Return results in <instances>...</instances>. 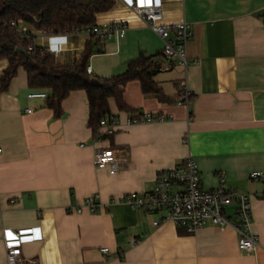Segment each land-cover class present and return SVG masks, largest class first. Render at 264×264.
<instances>
[{"label":"crops","instance_id":"obj_1","mask_svg":"<svg viewBox=\"0 0 264 264\" xmlns=\"http://www.w3.org/2000/svg\"><path fill=\"white\" fill-rule=\"evenodd\" d=\"M135 1H157L164 22L192 25L188 67L167 65L163 40L129 9L130 0H115L97 24L124 22L126 36L103 42L88 68L110 78L140 55L154 57L153 79L168 102L129 83L124 101L135 113L119 111L111 99V116L121 126L109 141L95 143L83 91L63 102L59 119L46 99H28L32 90L23 69L0 94V264H7L4 236L21 248V264H264V182L250 179L264 173V0ZM88 40L85 34L53 38L38 32L34 43L71 66ZM7 67L1 60L0 78ZM165 67L170 69L159 70ZM185 90L188 107L177 103ZM144 113L173 118L127 126L129 116ZM103 148L120 161L116 174L94 165ZM188 158L198 164L205 190L217 189L224 177L227 189L250 197L256 251L240 250L232 228L208 224L189 235L172 222L155 226L164 213L119 204L128 194L150 192L159 172ZM95 194L100 207L91 213L85 202ZM226 213L236 220L235 206Z\"/></svg>","mask_w":264,"mask_h":264},{"label":"built area","instance_id":"obj_2","mask_svg":"<svg viewBox=\"0 0 264 264\" xmlns=\"http://www.w3.org/2000/svg\"><path fill=\"white\" fill-rule=\"evenodd\" d=\"M128 7L153 33L163 40L162 55L167 65L177 63L186 69L189 65L187 48L193 39L192 25L186 21L175 24L164 22L163 8L157 1L138 3L135 0H130ZM11 26L22 37L35 38L38 34V31L24 24L11 23ZM127 29L128 26L124 22L96 24L83 33L76 34H85L89 38L93 37L103 43L111 39H124ZM42 34L53 38L59 37L49 36L44 32ZM34 48L35 46H32L29 50ZM53 52L57 53L58 51L53 50ZM169 69L170 67H165L159 70L164 72ZM88 73L91 74L89 68ZM190 97V93L185 90L177 101L178 105L188 107ZM28 99H47V93L45 91H32L28 95ZM27 113H32V110H27ZM167 118H173V116H153L151 113L134 114L127 118L126 123L127 126H132L164 121ZM120 126V120L114 116L102 118L100 127L97 133L94 134V142L109 141L117 133ZM94 165L98 169H108L111 174H116L121 168V163L111 148L97 150L94 155ZM250 179L264 182V173L253 172ZM225 184L226 179L222 177L220 186L217 189L205 190L202 186L198 164L193 159L188 158L175 169L159 172L155 186L150 192L128 194L120 200L119 204L134 210L164 213L165 216L157 220L154 223L155 226H160L166 221L172 222L189 235L195 234L208 224L217 226L220 231L232 228L238 234L239 249L254 252L259 246V237L253 231L251 199L246 194L227 189ZM99 197V194H95L86 200L85 207L89 212L95 213L98 211L100 207ZM231 206L236 207V220L230 219L226 213ZM76 211L82 213L83 208H77ZM15 237L20 239V233H15ZM4 244L7 264H21L23 261L21 248L13 245L7 236H4ZM101 252L104 255H111L107 248H103Z\"/></svg>","mask_w":264,"mask_h":264},{"label":"trees","instance_id":"obj_3","mask_svg":"<svg viewBox=\"0 0 264 264\" xmlns=\"http://www.w3.org/2000/svg\"><path fill=\"white\" fill-rule=\"evenodd\" d=\"M115 0H0V61L8 67L0 78V94L9 90L19 70L27 74L32 91H45L46 108L54 118L63 115L62 104L74 92L86 94L89 107L88 127L93 135L100 121L111 116L109 101L113 99L119 111L135 113L124 101L126 87L139 82L144 96H155L168 102L154 82V57L140 55L129 62L124 74L100 78L88 73L90 59L102 53V43L90 37L79 60L71 66L56 62L54 55L35 46L33 37H22L11 23L24 24L49 36L83 33L97 24L100 14L111 11ZM35 46L33 50L30 47Z\"/></svg>","mask_w":264,"mask_h":264}]
</instances>
